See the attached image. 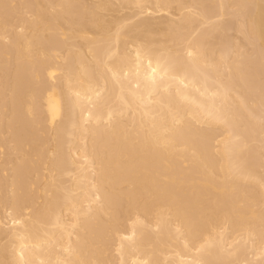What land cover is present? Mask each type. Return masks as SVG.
<instances>
[{
	"label": "bare ground",
	"instance_id": "6f19581e",
	"mask_svg": "<svg viewBox=\"0 0 264 264\" xmlns=\"http://www.w3.org/2000/svg\"><path fill=\"white\" fill-rule=\"evenodd\" d=\"M0 264H264V0H0Z\"/></svg>",
	"mask_w": 264,
	"mask_h": 264
},
{
	"label": "rangeland",
	"instance_id": "374dc122",
	"mask_svg": "<svg viewBox=\"0 0 264 264\" xmlns=\"http://www.w3.org/2000/svg\"><path fill=\"white\" fill-rule=\"evenodd\" d=\"M232 8H233V7H232ZM232 8L230 9V11H229V12H231V11H232ZM232 19H233V18H232ZM232 19H231V20H232ZM227 22H228V21L226 20V23H227ZM229 23H230V22H229ZM229 23H228V24H229ZM231 23H232V22H231ZM231 23H230V24H231ZM234 24H235V23H234ZM234 24H233V25H234ZM233 25H231V26L233 27ZM225 26H226V25H225ZM231 26H230V27H231ZM232 27H231V28H232ZM231 28H230V29H231ZM227 29H228V28H227ZM231 30H232V29H231ZM231 30H230V31H229V30H227V31L230 33V32H231ZM231 33H232V32H231ZM233 33H234V31H233ZM237 34H238V33H236V36H237ZM231 35H232V34H231ZM236 41L238 42V40H236ZM243 45H244L243 47H245V51H246V49H247V48H246V47H247V45H246V44H243ZM245 45H246V46H245ZM248 48H250V46H249ZM243 50H244V49H243ZM250 51H251V50L249 49V53H250ZM246 52H247V51H246Z\"/></svg>",
	"mask_w": 264,
	"mask_h": 264
}]
</instances>
